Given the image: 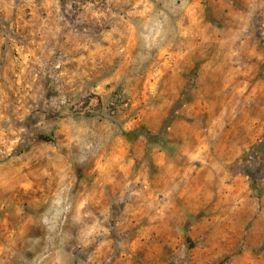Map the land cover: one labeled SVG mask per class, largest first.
I'll use <instances>...</instances> for the list:
<instances>
[{"label": "rangeland", "instance_id": "obj_1", "mask_svg": "<svg viewBox=\"0 0 264 264\" xmlns=\"http://www.w3.org/2000/svg\"><path fill=\"white\" fill-rule=\"evenodd\" d=\"M35 2L0 0V264H264V0H54L45 42ZM233 134L236 196L177 216L155 154Z\"/></svg>", "mask_w": 264, "mask_h": 264}, {"label": "crops", "instance_id": "obj_2", "mask_svg": "<svg viewBox=\"0 0 264 264\" xmlns=\"http://www.w3.org/2000/svg\"><path fill=\"white\" fill-rule=\"evenodd\" d=\"M35 3V6H26L38 19L30 17V19H27V24L32 26V30L35 29L34 27H38L41 42L51 41L53 36L59 35L60 28L63 26V21L55 16L56 4L54 0H39L38 2L36 0ZM6 5V3H3L0 6V9L4 12L7 11ZM38 9L40 11L39 15L37 13ZM253 138V135L249 134L247 136L245 134L240 136L233 134L228 137L229 141L225 145L227 149L222 155L219 152L213 153V151L203 164L195 167L187 163L177 164L168 160L162 162L160 160L162 155L160 153L155 154L156 172L153 175L154 180L151 181L155 185L153 189L156 190L158 184L162 183L160 179H163L164 184L160 186L163 187L164 193L172 187V184L176 183L175 189H172L168 195L171 196V199L177 198V200L169 201V206L170 210L179 217H186L190 214L189 212L203 210L209 204L213 195L219 196L220 186H224L223 189L227 191L225 193L227 198H234L237 193L235 185L237 181H241V177L237 176L234 171L230 173L229 165L236 160L237 155L244 146L252 143ZM189 178L192 182L188 181ZM189 195H194V198Z\"/></svg>", "mask_w": 264, "mask_h": 264}]
</instances>
